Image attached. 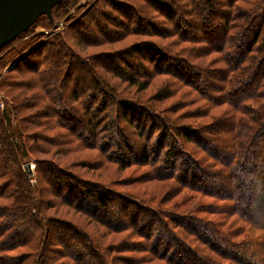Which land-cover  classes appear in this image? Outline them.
<instances>
[{
	"label": "trees",
	"instance_id": "1",
	"mask_svg": "<svg viewBox=\"0 0 264 264\" xmlns=\"http://www.w3.org/2000/svg\"><path fill=\"white\" fill-rule=\"evenodd\" d=\"M65 1L57 4L53 10L61 8ZM195 1L197 14L201 15L202 20H207L212 28L220 29V32H209V27L203 24L197 27L195 32H185L179 35L173 47H182L185 43L213 44L214 50L212 51L224 53L226 70L212 69L209 71L208 68H213L215 62H211L208 67L193 65L188 59V54L177 56L173 55L172 51H167L170 57L163 58L162 52L152 44L147 45V51L150 55L148 60L163 67L165 70L163 74L178 79L185 86L196 89L197 92L206 91V86H208L206 96H209L210 100H215L212 98V92L217 89L211 81L216 80L213 79L215 77L222 76L220 81L227 84L224 93L225 101L231 105L236 119L235 123L233 119L226 122L225 128L223 123L221 130L218 128L216 130L215 127L204 129L205 132L202 134L213 138V141H209L211 145L209 143L206 146L202 145L206 141L197 136V132L195 137L187 133H185L186 137L182 136V129L172 127L179 126L171 121H177L178 118L170 117V120L165 114L164 117H157L155 114L160 112L148 106V112L154 113V116L148 115V112L142 113V111L138 115L144 114L145 120L153 123L152 128L155 130L160 128L162 132H153L150 136V146L157 144L154 151L149 150L150 155L148 144H144L141 147L142 150H137L139 142L131 138L129 140L121 128V122H124L126 126H131L127 116L121 113V109L125 111L127 109V113L129 110L135 114L136 108L129 107L124 99L119 98L116 87L106 82L103 77H99V72L93 71L96 68L88 67L90 63L77 58L67 47L62 36L57 35L48 43L32 47L28 54L20 53L12 69L17 76L9 75L11 72L9 74L0 73V77H3L2 86L5 83L9 90L8 93H11V95L7 93L6 96L12 103V109L6 107L3 111L0 110V264H15L12 260H17V264H24L28 260L24 254L15 256V259L10 254L29 246L31 234L37 230L44 233L46 231L51 235L55 234L59 228L61 233L58 239L61 242L57 245L65 249L70 248L69 238L80 242V237H84L85 234L77 226L74 227L60 221H48L46 224L45 210L47 208L43 209L45 205L42 201L30 198L29 194L35 195L36 192L30 184L31 181L29 182L30 178L28 180L23 171V159L28 154L33 155L37 152L48 155L53 145H60L59 143L67 138L77 139L81 135L93 138L95 144L104 142L113 148L121 146L138 159L141 157L145 159L144 162L157 165L160 170L157 171L154 179L160 182H176L181 195L183 191H187L223 202L230 201L233 204L231 212L235 214L234 216L237 215L251 230L264 232V0L247 1L243 3L246 4L245 8L244 5L235 6L238 0H229L226 11L234 6L235 11L228 10L226 14L222 12L224 5H217L215 0ZM109 3L112 9L116 8L123 13L128 12V8L124 9L122 3L112 0ZM182 10L185 8L179 9V11ZM106 11H109L106 7H103L102 11L100 9L89 11L87 15L90 20L80 19L84 23L79 20L75 28L86 25L88 29H91L92 24H95L93 20L96 23L99 21L100 25L97 24L99 28L104 27L101 19L106 18ZM87 42L94 45L97 40L92 37V41ZM229 45L231 48H227ZM190 51L196 53V49ZM207 55L204 54L203 58ZM106 57L101 60L100 57L97 58L100 69L104 68L101 63ZM126 62L130 67H127L128 72L121 70L120 79L129 86L137 87L140 92H144L149 88L151 80H142V82L139 80L143 77L139 72L145 69L143 64L132 65ZM72 72L78 75L75 83H72L74 78L70 77V74H74ZM31 75L35 77L32 79ZM69 84H73L72 93L67 94V90H70ZM30 90L34 92L31 93ZM79 90L82 92L81 97L77 96ZM18 91H21V94H14ZM165 91L166 99L173 94L172 90L171 92L170 90ZM161 98L158 97L155 100L159 101ZM16 101L19 102L17 106ZM24 113L27 116H25L26 120L22 118L20 122L19 116ZM14 119L16 126L13 123ZM140 120L145 121L142 117ZM134 129L137 131V128ZM155 134L158 137L155 136L156 139H152ZM137 135L144 137V132H137ZM178 135L185 141L200 143L213 163L206 160L207 164H205L183 158L185 155L189 156L190 153L185 151L182 144L176 142L175 138ZM118 136L123 143L117 141ZM26 139H32L33 146L27 144ZM38 141L50 146L46 144L49 147L43 145L38 149L36 147ZM108 141H115L114 145L109 144ZM119 152L123 151L119 150ZM151 156H153L152 159L154 158L153 161L149 160ZM121 159L126 163L128 156L124 153ZM54 168L56 167L53 163L45 162L43 169L39 166V171L42 175L51 173L55 176L57 181L52 182V185L57 191L56 197L62 201V204L91 214L99 222L114 229L115 233L132 231L137 238L149 241L151 247L145 250V254L151 253L153 257L171 264H264V235L258 240H246L248 241L246 243L234 242L231 238L240 239L242 235H240V230H233L231 234L219 231L217 223L211 225L198 217V214L206 213L205 205L186 210L181 209V212L178 207L167 213L159 206V209L150 206L140 207L126 199L119 202L113 198L109 190H104L96 184L87 182L84 185L87 188H79L81 182L70 173ZM222 179H224L223 183L226 181V184L229 181L228 189H224ZM231 180L232 184H230ZM254 196H260L263 200V208L259 210V213L253 206L252 197ZM185 197L181 201V207L186 202L195 199L193 195ZM241 207L245 209L242 210ZM218 215L226 214L223 212ZM123 219L130 221L124 225L119 222ZM177 220H182V222ZM190 220L194 223L191 224ZM111 221H116L117 224L113 225ZM133 226L137 228L134 229ZM177 231H184L187 236L195 237L222 261L218 263L210 256L208 259L204 257L203 260L199 251L188 244V241L184 240ZM208 235L215 241L213 244L210 243V239L206 238ZM165 236L167 242L163 241ZM88 241V246L81 242L79 246L92 249L93 243L90 239ZM130 246L135 250L139 249L136 247H140L139 243H131ZM90 249L88 257L92 261H100L98 254L93 252L95 250ZM64 255L77 264L86 261L71 253ZM16 257L20 258L16 259ZM44 263L47 264L45 261ZM87 264L91 263L87 262Z\"/></svg>",
	"mask_w": 264,
	"mask_h": 264
},
{
	"label": "rangeland",
	"instance_id": "2",
	"mask_svg": "<svg viewBox=\"0 0 264 264\" xmlns=\"http://www.w3.org/2000/svg\"><path fill=\"white\" fill-rule=\"evenodd\" d=\"M109 1L111 0H66L61 8L53 10L51 17L43 16L39 18L37 23L31 26L24 36L22 35L17 38L7 48L0 51V73L9 74L11 72L9 75L17 76L15 72H12V69L17 63L20 53L28 54L32 47L39 46L42 43H48L57 35L62 36L67 47H69L77 58L84 59L86 63H90L88 67L96 68V70L93 71L95 73L96 71L99 72V77H103L106 82L116 87L115 89L118 92L119 98L124 99L129 107L134 106L136 108L137 111L134 110L135 114L129 110L128 114L127 109L126 111L121 109V113L127 116L128 122L131 124V126H126L124 122H121V128L125 131L124 133L127 134L129 140L131 138V140L139 142L137 150H142L141 147H143L144 144H148V152L149 150L151 151V149H156L157 144L153 141L150 142L155 145L150 146V136L153 132H162L160 128H156V130L153 129V123L150 122V120L146 121L144 114L138 115L141 111L142 113L148 112V106L156 108L160 112L155 114L157 117H164L167 115L170 120V117L178 118L179 120L177 121H171L179 126L172 127L174 129H182V136L184 135V137H186L185 133L191 137H195V133L197 132V136L203 138V140L205 139L206 143L202 145L206 146L209 141H213V138L207 134H202L205 132L204 129L215 127L216 130H221L223 123L225 128L226 122L232 119L234 122L236 119L234 118L235 113L233 114L231 105L225 101L224 93L226 92L227 84L220 81L222 76L213 78L216 80L211 81V83L217 86V89H214L212 92V98H215V100H210L211 98L206 96L208 94V86H206V91L197 92L196 89L185 86L178 79L163 74L165 73L163 67L148 60L150 55L147 51V45H155L154 47H157V49L162 52L163 58L170 57L167 55V51H172L174 53L173 55L177 56L188 54V59L191 60L193 65L208 67L211 62H215L213 68H208L209 71H212V69L226 70L227 65L225 63L224 53L212 51L214 50L213 44L209 45L207 42L198 44L185 43L182 47H173L177 43L179 35L185 32H195L194 30L203 24L209 27V32H220V29H214L208 24L207 20H202L203 18L201 15L197 14L195 9V0H112L113 2L122 3L124 9L128 8V12L126 13L119 12L116 8V10L112 9ZM247 1L251 2L252 0H238L235 6H243V3H247ZM215 3L217 5H226V7H222L223 14H226L228 10L231 12L235 11V6L226 11L230 3L229 0H215ZM103 7L109 9V11H106V18H108V20L104 17L101 19L104 27L99 28L97 25L99 21L96 23L93 20L92 22L95 24H92L91 29H88L86 25L80 26L78 29L75 28V24H77L80 19L84 21L90 20L89 15H87L89 11L92 12L97 9L102 11ZM180 8H185V10L179 11ZM83 20H80V22L84 23ZM108 34H110V36ZM91 35L97 40L94 45L88 44L91 42H87L92 41ZM215 36L217 37V35ZM227 48H231L230 45ZM189 49L194 51L196 49V53ZM204 54L208 55L203 58ZM38 55H42V53H38ZM98 57H100V60L106 57L102 60L101 64L104 66L102 69H100L97 63ZM179 60L182 61V59ZM126 61L130 62L132 65L136 63L137 65L143 64L145 69L139 71L143 76L139 80L141 82L142 80H151L149 88L144 92H140L137 87L129 86L120 79L119 76H122L119 74L121 70H128L127 67L129 64ZM113 62L114 64H112ZM71 76L74 78L72 83H75V79L78 75L74 73L73 75L70 74V77ZM30 77L33 79L35 76L31 75ZM27 78H29V76H27ZM2 79L3 77H0L1 111L6 107L12 109V103L6 96L9 90L5 83L2 86ZM25 82H27V80ZM71 86H73V84H69L70 90H67V94L68 92L70 94ZM36 87L38 88L39 85ZM165 90H170V92L172 90L173 94L171 97L166 99L167 94ZM30 92L32 93L34 90H30ZM14 94H21V91ZM9 95H11V93ZM77 96H82L80 90L77 92ZM157 96L159 98L163 97L164 99L161 98L163 100L160 99L157 101L155 100V98H158ZM15 104L17 106L19 102L16 101ZM116 109L120 110L119 108ZM148 115L154 116V113L148 112ZM25 116V113L19 116V121L21 122L22 118L26 120L27 116ZM141 117L145 121L140 120ZM13 123L14 126H16L15 119ZM134 128H137V131ZM137 132H144V137H139ZM155 136L156 134L153 135L152 139L158 137ZM175 140L176 142L178 141L180 145H183L185 151L187 150L190 153L189 156H183L186 160L193 159L199 163L202 162L205 164H207V160L213 163V160L210 159L207 152L202 149L203 147L200 143L196 144L185 141L184 138L179 135ZM25 141L27 144L29 143L30 146H33L32 139H26ZM117 141L123 143V140L119 136L117 137ZM108 142L114 145L115 141ZM46 144L47 143L38 141L36 147L39 149V147L41 148L43 145L45 147L50 146ZM59 144L60 145H53L48 151V155L36 152L33 155L28 154L25 159H23V171L27 175L28 180L30 178L29 182H32H30V184L36 192L35 195L29 194V196L30 198L33 197L35 200L44 203L45 206L43 209L47 208V210H45L46 224L48 221H60L73 225L74 227L77 226V228L85 234L84 237H80V242L88 246V240L90 239L93 243V248H83L79 246L80 242L69 238L70 248L65 249L57 245L61 242L58 239L61 233L58 227L57 232L51 235L46 231L44 233L41 230H37L31 234L32 237L29 246L10 254L13 256V259H15V256L24 254L25 257L28 258L24 264H46L44 261L47 262V264H77L69 260L68 257H65L64 254L67 253L75 255L81 260L85 259L91 264H171L170 262L153 257L154 255L151 253L145 254V250L151 247L150 242L145 241L143 238H137V235L132 231L115 233L114 229L99 222V220L91 214L62 204V201L56 197L57 191L52 185V182L57 181V179L55 180V176L51 173L42 175L39 171V166L43 169V163L45 164V162L53 163V166L56 167L54 169H61L70 173L81 182V187L79 188H87L84 186L87 182L88 184H96L101 186L104 190H109L113 198L119 202L126 199L140 207L150 206L159 209V206L167 213H170V211L178 207L181 212V209L186 210L196 208L198 205H205L204 210L206 213L198 214V217L211 225L217 223V229L219 231H226L231 234L230 232L233 230H240V235L242 234L240 239L231 238L234 242L241 241L246 243L249 240H258L260 239L259 237L264 235V232L254 229L251 230V228L247 226L246 223L242 222L237 215L234 216L235 214L231 212V206L233 204L230 201L223 202L209 196L187 191H183V195H181L176 182H160L155 180L156 173L160 169L157 165H153V156L149 158V160L152 159V164H149L144 162V158L139 157L138 159L132 154H129L126 148L123 149L121 146L118 148H113V146L109 147L108 144L104 142L95 144L93 138L82 135L81 137H77V139L74 137H72V139L67 138ZM119 150L123 152H119ZM124 153L128 156L126 163L122 162L123 160L121 159ZM150 154L149 152V155ZM158 164H160V162ZM223 181L224 179H222L221 183H223ZM228 183L226 184V181L223 183L225 185L224 189H228ZM232 183L233 181L231 180L230 184ZM192 195L195 196V199L186 202L185 205L181 207V201L186 198L185 196ZM252 199L254 203L253 206L259 213V210L263 208V200L260 196H254ZM215 208L217 210H215ZM241 209L244 210L245 207H241ZM223 212L226 215H218ZM129 221V219H123V221L120 220L119 222L125 225V223H129ZM177 221L182 222V220ZM111 222L113 225L117 224L116 221ZM223 222L224 224H222ZM168 223H170L169 220ZM190 223L193 224L194 221L190 220ZM133 228L136 229L137 227L133 226ZM174 230L176 232V229ZM177 232H180V236H182L184 240H187L188 244L195 250L199 251L203 256L201 257L203 260L204 257L208 259L210 256L218 263L222 261L208 250V248L203 246L201 241H197L195 237L191 235L187 236L184 231ZM27 238L29 239V236ZM206 238L210 239V243L212 244L215 242L211 239L210 235L206 236ZM166 239L167 237L165 236L163 241L167 242ZM131 243H139L140 247H136L139 249L135 250L130 246ZM239 244L243 245L241 243ZM89 249L95 250L93 252L98 254L100 261H92L91 258L88 257ZM17 258L20 257H16V259ZM16 261L12 260L13 263L15 262V264H17ZM86 261L80 264H87Z\"/></svg>",
	"mask_w": 264,
	"mask_h": 264
},
{
	"label": "water",
	"instance_id": "3",
	"mask_svg": "<svg viewBox=\"0 0 264 264\" xmlns=\"http://www.w3.org/2000/svg\"><path fill=\"white\" fill-rule=\"evenodd\" d=\"M64 0H0V50L26 33L40 17L52 16Z\"/></svg>",
	"mask_w": 264,
	"mask_h": 264
}]
</instances>
